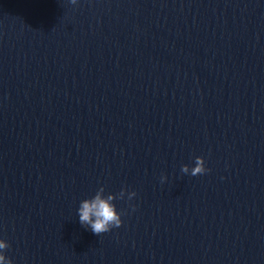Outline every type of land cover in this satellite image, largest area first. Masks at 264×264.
Returning a JSON list of instances; mask_svg holds the SVG:
<instances>
[{"label":"water","instance_id":"obj_1","mask_svg":"<svg viewBox=\"0 0 264 264\" xmlns=\"http://www.w3.org/2000/svg\"><path fill=\"white\" fill-rule=\"evenodd\" d=\"M0 238L13 264H264V0H0Z\"/></svg>","mask_w":264,"mask_h":264},{"label":"clouds","instance_id":"obj_2","mask_svg":"<svg viewBox=\"0 0 264 264\" xmlns=\"http://www.w3.org/2000/svg\"><path fill=\"white\" fill-rule=\"evenodd\" d=\"M194 164L195 167L192 170L193 176L208 171L205 166V160L202 156H198L194 161ZM182 170L184 172L189 171L187 166ZM166 179V176H161L162 183ZM136 195V192L130 193L129 199ZM114 201L115 196L111 193L105 194L104 188L101 186L95 191L94 195L80 200L78 208L76 209L79 223L85 228L90 229L94 234L98 235L121 226L123 223L122 214L117 209V205ZM8 246V241L0 238V250H3ZM0 264H13V261L0 251Z\"/></svg>","mask_w":264,"mask_h":264}]
</instances>
